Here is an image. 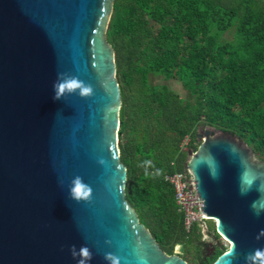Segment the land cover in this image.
<instances>
[{
	"label": "water",
	"instance_id": "water-1",
	"mask_svg": "<svg viewBox=\"0 0 264 264\" xmlns=\"http://www.w3.org/2000/svg\"><path fill=\"white\" fill-rule=\"evenodd\" d=\"M114 2L0 0V264H187L126 200ZM195 139L183 170L228 244L213 264H264V161L212 127Z\"/></svg>",
	"mask_w": 264,
	"mask_h": 264
},
{
	"label": "trees",
	"instance_id": "trees-1",
	"mask_svg": "<svg viewBox=\"0 0 264 264\" xmlns=\"http://www.w3.org/2000/svg\"><path fill=\"white\" fill-rule=\"evenodd\" d=\"M106 40L122 99L126 200L167 255L213 264L226 248L214 227L205 226V240L197 226L185 230L164 177L184 172L182 142L195 151L204 127L238 137L264 161V2L115 0ZM155 78L179 83L187 96ZM181 246L186 253L176 252Z\"/></svg>",
	"mask_w": 264,
	"mask_h": 264
},
{
	"label": "built area",
	"instance_id": "built-area-1",
	"mask_svg": "<svg viewBox=\"0 0 264 264\" xmlns=\"http://www.w3.org/2000/svg\"><path fill=\"white\" fill-rule=\"evenodd\" d=\"M190 139L185 138L181 151L188 152ZM164 181L174 190L175 205L183 215V224L187 232L194 226L205 231V217H203V202L200 200L190 175L186 172L165 175ZM224 245L227 243L223 240Z\"/></svg>",
	"mask_w": 264,
	"mask_h": 264
},
{
	"label": "rangeland",
	"instance_id": "rangeland-1",
	"mask_svg": "<svg viewBox=\"0 0 264 264\" xmlns=\"http://www.w3.org/2000/svg\"><path fill=\"white\" fill-rule=\"evenodd\" d=\"M232 37H233V32L232 31H230V32H228V33H226V34H224V36H222V38H221V41L222 42H229V41H231L232 40ZM153 83L154 84H158V85H167L169 88H171L172 90H174V91H176L178 94H180L182 97H186L187 96V93H185L184 91H183V89L181 88V85L179 84V83H177V82H174V81H169V82H165L163 79H157V78H155V79H153ZM196 144H198V142H196ZM206 226L208 227H213V224H212V222H208L207 224H206ZM205 239H207L206 238V235L204 236V240ZM220 245H222L224 248H227L228 247V244L227 245H224V243H223V240H221L220 239ZM177 249V253H186V250L184 249V247L183 246H181V248L180 249H178V248H176ZM190 257H191V255H190Z\"/></svg>",
	"mask_w": 264,
	"mask_h": 264
},
{
	"label": "flooded vegetation",
	"instance_id": "flooded-vegetation-1",
	"mask_svg": "<svg viewBox=\"0 0 264 264\" xmlns=\"http://www.w3.org/2000/svg\"><path fill=\"white\" fill-rule=\"evenodd\" d=\"M207 238V237H206ZM217 244V243H216ZM211 246V245H210ZM186 261V260H185ZM187 262V261H186ZM187 264H189L188 262H187Z\"/></svg>",
	"mask_w": 264,
	"mask_h": 264
},
{
	"label": "clouds",
	"instance_id": "clouds-1",
	"mask_svg": "<svg viewBox=\"0 0 264 264\" xmlns=\"http://www.w3.org/2000/svg\"><path fill=\"white\" fill-rule=\"evenodd\" d=\"M114 264H116V262H114Z\"/></svg>",
	"mask_w": 264,
	"mask_h": 264
}]
</instances>
